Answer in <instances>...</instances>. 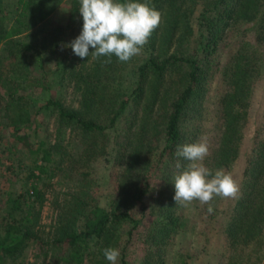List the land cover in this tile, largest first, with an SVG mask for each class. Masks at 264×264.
I'll return each instance as SVG.
<instances>
[{
    "label": "trees",
    "instance_id": "trees-1",
    "mask_svg": "<svg viewBox=\"0 0 264 264\" xmlns=\"http://www.w3.org/2000/svg\"><path fill=\"white\" fill-rule=\"evenodd\" d=\"M63 1L0 0V177L7 182L0 190V264H26L30 249L48 264H110L106 247L119 249L116 264H130L128 249L140 232L137 264H186L185 254L168 248L184 223L173 199L182 170L176 165L187 164L177 146L209 132L204 98L219 75L216 139L203 163L214 173L239 158L264 80V0H138L161 13L160 24L138 55L128 62L113 55L110 63L64 46L82 30L79 0H65L66 24L49 27ZM236 26L219 63L217 48ZM42 113L55 119L51 139L38 134ZM100 159L115 171L108 207L93 193L98 180L90 169ZM61 171L67 191L54 197L55 222L45 230L46 189ZM238 184L224 212L225 264H264V118L254 126ZM145 199L153 214L146 229L132 211ZM207 208L203 215L212 216Z\"/></svg>",
    "mask_w": 264,
    "mask_h": 264
},
{
    "label": "rangeland",
    "instance_id": "rangeland-1",
    "mask_svg": "<svg viewBox=\"0 0 264 264\" xmlns=\"http://www.w3.org/2000/svg\"><path fill=\"white\" fill-rule=\"evenodd\" d=\"M67 1H63L56 10L49 17V27H53L56 24H66L68 18ZM78 24V23H77ZM241 27L236 26L229 33L227 41L218 46L215 54L216 60L222 63L230 51V44L233 36L238 34ZM81 32V31H80ZM77 33L76 37L80 34ZM71 35L67 37L69 40ZM73 38V36H72ZM75 39V38H74ZM77 59V58H76ZM64 90L68 98H72L71 88L68 86L67 81L64 82ZM125 86V85H124ZM224 89L223 84L217 75L208 83V88L204 98V106L206 108V114L204 119V125L209 128V132L203 136L206 139L209 148L216 139V128L218 124L215 110L218 107V97ZM264 80L259 88L255 91L252 111L249 120L245 126L244 137L241 143L240 156L233 163L231 168L227 171L238 182L241 177V171L244 165L245 153L248 150L254 126L256 122L264 118ZM36 125L38 127V134L41 137L51 139L53 137L55 129V119L53 116L42 113L37 117ZM78 136H72V140L78 144ZM19 150V145H15ZM23 160L22 164L28 162L24 156V151H21ZM26 169V166H24ZM23 168L19 169L21 176L25 175ZM92 175L98 180L97 186H95L93 193L96 201L104 206L108 207L110 202L116 196V184H115V171L111 167L110 163L106 160H98L90 169ZM65 172L61 171L56 173L51 181L53 187L46 189V199L44 201L41 213V225L45 230H51L55 222L56 209L53 202L54 197L61 199L67 191V181L64 179ZM7 185L4 178L0 177V190ZM231 198L214 197L211 204L215 210L212 216L203 215V209L205 207L198 200L193 201L187 207H182L179 210L183 214L182 231H179L175 241L168 246V248L176 254H185L186 264H225L226 262V242L222 233L224 212L230 205ZM143 206L147 208L145 216H142ZM151 201L145 199L144 205L137 204L134 209V215L140 217L141 224L146 229L150 226V222L153 220V214L150 211ZM143 229V230H144ZM136 238L132 241L128 249V258L130 264H137L138 259L143 253V244L141 237L143 234L140 232L136 234ZM36 251L30 249L26 256V264H48V261L42 259V257H35ZM169 260L168 264H173L174 260Z\"/></svg>",
    "mask_w": 264,
    "mask_h": 264
},
{
    "label": "clouds",
    "instance_id": "clouds-1",
    "mask_svg": "<svg viewBox=\"0 0 264 264\" xmlns=\"http://www.w3.org/2000/svg\"><path fill=\"white\" fill-rule=\"evenodd\" d=\"M79 12L83 26L80 34L69 42L73 53L80 58L101 56L108 57L105 63L111 62L115 55L120 62H128L138 55L152 32L159 26L161 13L147 3L138 0H79ZM94 49L90 52L89 48ZM209 154L206 139L177 146V157H183L186 165L177 163L182 169L174 175V201L176 205L187 207L198 200L207 204L211 214L214 208L211 201L214 197L235 198L239 184L223 168L212 170L203 161ZM105 258L110 264H116L120 251L115 247L103 249Z\"/></svg>",
    "mask_w": 264,
    "mask_h": 264
}]
</instances>
